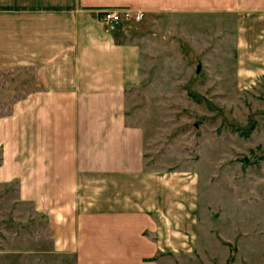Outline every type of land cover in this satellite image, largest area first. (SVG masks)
Here are the masks:
<instances>
[{"label": "crops", "instance_id": "crops-1", "mask_svg": "<svg viewBox=\"0 0 264 264\" xmlns=\"http://www.w3.org/2000/svg\"><path fill=\"white\" fill-rule=\"evenodd\" d=\"M108 8L141 11L149 25L211 16L232 30L237 68L258 69L264 0H0V186L44 225L52 256L164 264L186 243L195 192L144 166L143 132L126 113L149 47L144 20L108 33Z\"/></svg>", "mask_w": 264, "mask_h": 264}, {"label": "rangeland", "instance_id": "rangeland-1", "mask_svg": "<svg viewBox=\"0 0 264 264\" xmlns=\"http://www.w3.org/2000/svg\"><path fill=\"white\" fill-rule=\"evenodd\" d=\"M221 23L139 24L149 47L128 120L143 132L144 166L195 192L186 243L172 244L164 264H264V68H237L236 39ZM14 191L0 186V264H71L50 254L49 232Z\"/></svg>", "mask_w": 264, "mask_h": 264}, {"label": "built area", "instance_id": "built-area-1", "mask_svg": "<svg viewBox=\"0 0 264 264\" xmlns=\"http://www.w3.org/2000/svg\"><path fill=\"white\" fill-rule=\"evenodd\" d=\"M144 13L130 8H108L102 11L100 21L108 33L115 32L121 25L140 22Z\"/></svg>", "mask_w": 264, "mask_h": 264}, {"label": "water", "instance_id": "water-1", "mask_svg": "<svg viewBox=\"0 0 264 264\" xmlns=\"http://www.w3.org/2000/svg\"><path fill=\"white\" fill-rule=\"evenodd\" d=\"M197 70H198V68H197Z\"/></svg>", "mask_w": 264, "mask_h": 264}]
</instances>
